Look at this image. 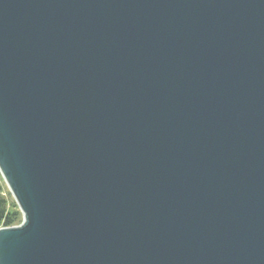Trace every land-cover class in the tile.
<instances>
[{
    "label": "water",
    "instance_id": "water-1",
    "mask_svg": "<svg viewBox=\"0 0 264 264\" xmlns=\"http://www.w3.org/2000/svg\"><path fill=\"white\" fill-rule=\"evenodd\" d=\"M0 264H264V0H0Z\"/></svg>",
    "mask_w": 264,
    "mask_h": 264
},
{
    "label": "trees",
    "instance_id": "trees-1",
    "mask_svg": "<svg viewBox=\"0 0 264 264\" xmlns=\"http://www.w3.org/2000/svg\"><path fill=\"white\" fill-rule=\"evenodd\" d=\"M21 221V212L16 203L10 205L0 188V227L17 225Z\"/></svg>",
    "mask_w": 264,
    "mask_h": 264
},
{
    "label": "rangeland",
    "instance_id": "rangeland-1",
    "mask_svg": "<svg viewBox=\"0 0 264 264\" xmlns=\"http://www.w3.org/2000/svg\"><path fill=\"white\" fill-rule=\"evenodd\" d=\"M0 188H1V192L3 193V195L8 199L10 205H12L13 203H16L15 198L12 195V193H11L5 179L1 175V173H0ZM16 205H17V203H16ZM17 207H18V205H17ZM18 209H19V207H18ZM21 217H22V214H21Z\"/></svg>",
    "mask_w": 264,
    "mask_h": 264
}]
</instances>
